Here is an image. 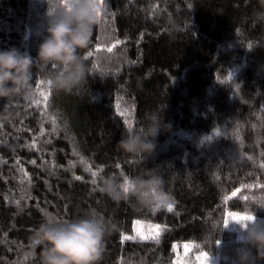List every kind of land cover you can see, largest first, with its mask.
Returning <instances> with one entry per match:
<instances>
[{
    "label": "trees",
    "instance_id": "obj_1",
    "mask_svg": "<svg viewBox=\"0 0 264 264\" xmlns=\"http://www.w3.org/2000/svg\"><path fill=\"white\" fill-rule=\"evenodd\" d=\"M59 3L0 0V50L35 59L48 9ZM259 10L257 0H107L81 53L93 55L78 89L58 92L44 82L41 94L33 69L35 102L18 97L11 122L0 126V264H40L31 237L45 217L70 220L90 209L112 229L101 264H176V248L184 255L186 243L193 256H215V264H238L243 249L255 257L233 221L255 214L264 223ZM151 113L163 125L154 153L145 159L120 152L125 120L138 130ZM147 169L164 179L172 212L142 208L134 196L116 203L98 191L103 177L122 181ZM136 221L162 226L159 243L123 240Z\"/></svg>",
    "mask_w": 264,
    "mask_h": 264
},
{
    "label": "clouds",
    "instance_id": "obj_2",
    "mask_svg": "<svg viewBox=\"0 0 264 264\" xmlns=\"http://www.w3.org/2000/svg\"><path fill=\"white\" fill-rule=\"evenodd\" d=\"M257 2L261 10L255 11L253 16L256 23L264 24V0ZM100 12L98 0H60L57 7L48 9L47 36L35 59L15 48L0 50V100L5 101L0 110V126L11 122L10 106L17 103L18 97L35 102L33 69L42 81L58 92L72 93L85 82L90 69L81 53L91 43ZM146 119L149 123L145 127L124 131L116 146L120 152L145 159L154 153L155 140L163 125L157 113L147 114ZM164 183L156 170L147 169L143 176H125L122 181L114 175L103 177L98 191L116 203L127 202L134 196L140 207L162 210L172 202L170 193L164 190ZM233 223L240 225L245 232L244 241L256 251L253 257L248 249L241 250L238 264L264 261V223L257 222L256 217ZM228 226L222 225L223 230ZM111 230L105 217L90 209L70 220L46 216L35 229L31 241L41 249L40 264H101L105 239Z\"/></svg>",
    "mask_w": 264,
    "mask_h": 264
},
{
    "label": "rangeland",
    "instance_id": "obj_3",
    "mask_svg": "<svg viewBox=\"0 0 264 264\" xmlns=\"http://www.w3.org/2000/svg\"><path fill=\"white\" fill-rule=\"evenodd\" d=\"M149 225H152V224L142 222V221H139V223H137L136 221L135 227H134V234L129 237H134V238L138 237L144 240H150L147 237L155 236L158 231L160 232V235L162 234L164 230L162 226H160L159 229L155 227L149 229L148 228ZM183 246L185 247L184 255H181V252L179 251L178 247L176 248L177 249L176 264H203L204 258L202 256V253L193 256L192 255L193 245H191L190 243H186ZM208 257L211 258V264H215L218 262V259L215 256L213 257V256L208 255Z\"/></svg>",
    "mask_w": 264,
    "mask_h": 264
},
{
    "label": "snow or ice",
    "instance_id": "obj_4",
    "mask_svg": "<svg viewBox=\"0 0 264 264\" xmlns=\"http://www.w3.org/2000/svg\"><path fill=\"white\" fill-rule=\"evenodd\" d=\"M98 2H99V5H100V8H101V6H103V5H105L107 3V0H98ZM100 15H101V12L99 13V17H100ZM112 47H115V45H113ZM112 47H109L107 49V51L108 52H112ZM92 55H93V53L91 51H89L87 53V55L84 56L85 57V60H88L89 57H91ZM43 84H44V81H42V80L38 81V84H37V90L38 91H41V94H42V90L39 88V85H43ZM47 86L50 87V84H47ZM43 99L45 101V105H47L48 96L45 95L43 97ZM37 103H39V102H37ZM125 123L127 124V128L128 129H133V124H132L131 120L126 119L125 120ZM32 163H35V161H32ZM89 170H91V169H89ZM91 175H92V177H96L98 175V172L92 171L91 172ZM76 179L79 180V179H81V177L77 176ZM91 183L94 184V185L97 184L96 179H92ZM245 199H247V197H245ZM158 210L159 209H152V211H154V212L155 211H158ZM167 211H169V212H172L173 211V205L172 204H169L168 205ZM229 215H233V214L230 213ZM253 219H255V217L253 215H247V214L240 215V214H236L234 216V221L233 222H246V221L253 220ZM137 223H139V221H137ZM225 225H227V222H225ZM153 227L159 229L160 226L159 225H155V226L149 225L148 226L149 229H151ZM159 235H160V232L158 231L155 236L147 237V238L154 240V242H156V243H159ZM128 239H134V237H128V236H124L123 237V240H128ZM202 256L204 258L203 264H211V258L208 257L207 253H202Z\"/></svg>",
    "mask_w": 264,
    "mask_h": 264
}]
</instances>
